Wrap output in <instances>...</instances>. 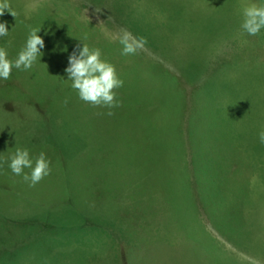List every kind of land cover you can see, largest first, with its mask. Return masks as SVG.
<instances>
[{
  "label": "rangeland",
  "instance_id": "374dc122",
  "mask_svg": "<svg viewBox=\"0 0 264 264\" xmlns=\"http://www.w3.org/2000/svg\"><path fill=\"white\" fill-rule=\"evenodd\" d=\"M9 3L16 16L7 10L0 16L9 30L0 37L8 58H17L31 28H40L45 46L30 70L13 68L9 79H0V163L26 148L32 158L44 152L52 171L70 163L79 174L72 183L50 174L29 187L3 163L0 245L10 236L11 246L3 249L11 254L0 264H264V144L258 137L264 129V29L255 36L241 29L243 7L264 6V0ZM93 27L108 35L112 50L119 49L113 28L146 40L130 59L132 69L119 76L121 105L113 109L83 102L66 80L77 45L92 49ZM177 75L184 77L182 103L172 96ZM56 116L57 136L84 143L67 158L43 136L53 124L43 119ZM91 142L101 157L108 149L117 153L106 196L94 193ZM78 187L86 198L94 196L84 203H91L89 212L113 217L104 216L114 226L110 238L103 223L89 224L97 216L87 215L85 226H65L80 217L73 197ZM19 194L22 211L13 198ZM42 209L66 211L65 219L52 216L65 227L37 245L29 238L37 229L32 222L49 221L32 213ZM98 227L95 236L88 231ZM21 232L31 243L26 261L17 250ZM90 245L96 252L75 262L74 250Z\"/></svg>",
  "mask_w": 264,
  "mask_h": 264
},
{
  "label": "clouds",
  "instance_id": "9594fccd",
  "mask_svg": "<svg viewBox=\"0 0 264 264\" xmlns=\"http://www.w3.org/2000/svg\"><path fill=\"white\" fill-rule=\"evenodd\" d=\"M7 10L12 16H16L15 11L11 10L9 0H0V16ZM99 11V10H96ZM241 29L250 36H255L264 29V6L256 4L246 5L242 9ZM39 29L31 28L26 42L19 51L15 60L8 58L7 50L0 47V79L7 80L11 77L13 68L22 71L30 70L42 55L41 49L44 48V40L38 35ZM6 23H0V37L8 35ZM112 39L118 41L122 46V55H134L146 44L143 37L134 36L125 28L112 35ZM68 81H71V88L76 91L80 100L94 107L113 109L119 107L121 102L116 98V89L123 87L124 81L118 76L116 68L110 62L102 58L99 48L90 49L83 43L68 57V66L64 70ZM68 103L67 99L64 101ZM114 113L108 111L107 115ZM260 143L264 144V129L258 133ZM12 173L22 176V179L29 187H34L46 176L50 175L52 168L50 160L46 158L44 152L39 153L35 158L30 156L26 148H16L7 161ZM0 163V167H3ZM29 172H24V169Z\"/></svg>",
  "mask_w": 264,
  "mask_h": 264
},
{
  "label": "trees",
  "instance_id": "16d2710c",
  "mask_svg": "<svg viewBox=\"0 0 264 264\" xmlns=\"http://www.w3.org/2000/svg\"><path fill=\"white\" fill-rule=\"evenodd\" d=\"M121 28V27H120ZM120 28H113V32H116V29H120ZM82 39L83 42L86 41V39L88 38L90 40L91 43H93L92 48H99L101 50L102 53V58L108 62H110L111 64H113L116 68L117 74L118 76L124 75L125 73L129 72L132 67H133V63L130 62V59L136 55H122L121 54V50H122V46L119 44L118 48L119 49H114L111 46V42H108L109 38L108 35H105L103 30H100L97 27H93V30L91 31L90 35L87 38H83L80 37ZM81 39H78L81 40ZM91 49V47H89ZM142 51V50H141ZM182 79H184L183 75H177L176 77V82L171 86L172 88V96L180 103L183 102L184 100V96H185V87H182ZM183 88V89H182ZM43 120H45L47 123L49 122H53L52 126H49V128L47 129V131L44 133L43 136H47L49 137L53 144L55 145V147H57L60 151V153L63 155L64 158H67L69 156H71V153L69 152V150H73V151H78L82 146H83V141L79 138H77L76 142L74 141H69L67 139V137H63V136H57L54 133V126H59V117H53L52 119H48V118H44ZM36 123V122H35ZM55 123V125H54ZM135 153H136V149H134ZM116 154L117 153H113L111 150H107L101 157V152L97 146L96 143L91 142V159H92V166H91V172H92V176L95 180V186H97V188L94 190V193H97L99 191L100 194H102L103 196H106L107 193H105V191L107 189H109L107 186V180L110 178V173L114 174L115 172V166H116ZM118 157H121L119 154L117 155ZM79 174V171L76 172H71L70 171V163H68V165H65V169H60V170H54L51 172V175L53 177H56L55 175L60 176L61 178L65 177L66 181L69 183L78 181L77 179V175ZM200 186V183H199ZM85 189L84 188H80L78 187L77 189H75V192L73 194L74 197V203H75V207L78 210L77 213L80 215V217L78 219H75L73 221H71L69 219L66 220L67 224L65 226L70 227L72 225H76L79 224L80 222L84 224L85 226V218L86 216H94V217H98V219L96 218L95 221H89V224H92L94 222H101L103 223L102 229H103V235L106 239V237H109L111 235H113V233L109 230L112 227H114L112 224H109L107 222H105L106 219H104V216H108L109 218H113L112 216H109L108 214H104V213H95V212H89L88 209L91 206V203L89 202L87 204L88 207L84 206V203L86 201H92V199L94 198V196H87L84 193ZM1 193H4L5 191H0ZM87 195L88 194V191ZM91 193V192H90ZM16 200H18V204L15 208H17L18 210H21V207L23 205V197L19 194L16 197H13ZM26 209V208H23ZM59 212H56L55 209H42L38 212L32 213L35 214V219H39V218H44V219H48V223L49 224H45L43 222H32L33 225L37 226L36 231H34L33 233H31V235L29 236L30 241L33 242L34 244H42L44 242V240L46 239V235H48V233L53 234L55 233V231L58 232L59 229H63V224L64 221L62 220H58L53 218V215L58 214L59 215V219L63 218V215H65L66 211L59 209ZM12 212H14V209L11 208L9 209L7 212H5L4 214L10 215ZM25 214V213H24ZM27 214V212H26ZM22 216V215H21ZM28 215H26L25 217H27ZM3 217V216H2ZM19 220H23L22 217L17 218ZM88 220L94 219L92 217H88ZM112 220V219H110ZM9 220H6V222H8ZM113 221V220H112ZM10 224H14L11 223ZM56 224V225H55ZM16 225V224H14ZM49 226H50V230H49ZM74 227V226H72ZM91 227L93 228V226L91 225ZM91 228V229H92ZM7 230V229H2V231ZM55 230V231H54ZM93 236H95L96 234H99V227L93 231V230H89ZM11 233V232H10ZM19 237L21 239H24V241L18 244L17 246V250L23 254L26 253L25 256V261L27 260V254H28V250L26 248V246H31V243L28 241L27 239V235L23 232L18 233ZM91 234V235H92ZM91 240V244H93L95 246L96 243V239L94 237H90ZM11 246V242H10V236H6L3 243L0 245V258L5 257L6 255L9 256L11 254V252L9 251H4L3 247L4 246ZM87 245L88 244H84ZM137 245V244H136ZM89 247H87V249H77L74 250V252H78L75 253L72 256H77V258L75 259V262L80 261L82 259L83 256H86V254H88V251H94L95 250L92 249L91 245H90V249H88ZM99 250V249H97ZM85 259V258H84ZM7 264V263H6Z\"/></svg>",
  "mask_w": 264,
  "mask_h": 264
}]
</instances>
